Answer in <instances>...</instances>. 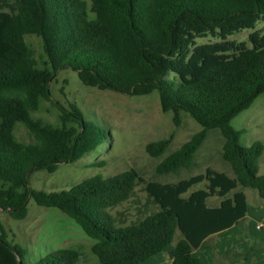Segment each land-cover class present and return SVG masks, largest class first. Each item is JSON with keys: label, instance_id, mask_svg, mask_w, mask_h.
<instances>
[{"label": "trees", "instance_id": "trees-1", "mask_svg": "<svg viewBox=\"0 0 264 264\" xmlns=\"http://www.w3.org/2000/svg\"><path fill=\"white\" fill-rule=\"evenodd\" d=\"M263 19L264 0H0V208L18 220L26 217L31 198L59 209L93 239L90 250L100 264H141L171 244L177 231L180 237L168 250L171 264H202L194 250L247 214L246 194L238 187L264 199V145H242V130L231 124L264 92V31L250 32V46L228 39ZM208 34L220 40L197 43ZM27 35L40 38L42 65ZM67 68L86 86L129 95L156 90L176 126L182 113L201 126L162 158L157 173L192 167L208 131L218 129L221 157L232 176L207 167L160 183L129 168L108 177L90 175L68 189L31 187L32 172H54L109 138L107 127L87 118L76 103L56 106L58 125L31 116L42 99L50 100L49 81ZM18 123L32 134L30 142L15 138ZM169 143L150 141L145 151L161 156ZM137 182L145 183L158 209L136 223L117 225L110 209ZM197 184L204 186L191 189ZM211 197L219 203L209 205ZM27 255L28 248L14 242L0 220V264H75L79 252L60 247L34 262Z\"/></svg>", "mask_w": 264, "mask_h": 264}, {"label": "rangeland", "instance_id": "rangeland-1", "mask_svg": "<svg viewBox=\"0 0 264 264\" xmlns=\"http://www.w3.org/2000/svg\"><path fill=\"white\" fill-rule=\"evenodd\" d=\"M254 30L264 31V19L254 29L241 30L228 39L250 46L248 36ZM219 40L211 34L196 39L197 43ZM26 41L42 65L44 56L40 38L27 35ZM48 86L50 100L42 99L39 107L31 111L34 119L58 125L60 120L56 106L68 107L69 103H76L87 118L96 119L107 127L109 138L80 159L61 163L54 172H32L29 184L33 188L46 191L68 189L90 175L100 173L108 177L129 168L136 169L145 181L160 183L176 182L203 173L207 167L232 176L230 164L221 157L224 138L218 129L208 131L195 153L192 167H182L175 173L166 174L155 171L156 165L165 155L201 129L187 113H182V121L176 126L172 120V112L161 109L156 90L149 94L129 95L86 86L79 80L76 71L68 68L57 71ZM231 124L242 130V145L249 146L255 140H260L264 145V92L249 108L236 115ZM14 135L21 142L33 139L22 123L16 125ZM162 138L170 139L165 153L157 157L149 155L145 151L146 143ZM100 161L103 163L100 164ZM259 173H264V149L259 158ZM203 186L204 184H197L191 189ZM238 189L246 194L247 214L240 223L211 236L194 250V255L200 258L202 264H264V199L249 187ZM219 201V198L211 197L207 203L217 205ZM157 209V204L145 189V183L137 182L132 194L112 207L110 212L117 225H127L138 222ZM0 220L10 230V236L14 235V242L28 248V261L34 262L57 248L69 247L79 252L75 264H100L90 250L93 239L83 232L77 222L57 208L40 206L31 198L24 219H14L0 208ZM179 237L180 233L177 231L171 244L141 264H171L168 250ZM244 252L245 257L236 255Z\"/></svg>", "mask_w": 264, "mask_h": 264}]
</instances>
